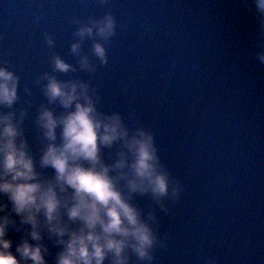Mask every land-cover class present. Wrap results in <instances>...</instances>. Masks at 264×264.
<instances>
[{
	"label": "water",
	"instance_id": "obj_1",
	"mask_svg": "<svg viewBox=\"0 0 264 264\" xmlns=\"http://www.w3.org/2000/svg\"><path fill=\"white\" fill-rule=\"evenodd\" d=\"M105 15L115 21L107 40L95 28L92 36L76 35ZM94 43L104 46L106 62ZM261 46L264 14L255 0H0V67L19 78L16 102L0 105V115L12 114L22 132L17 142H27L37 170L50 178L53 170L39 167L48 141L38 116L65 109L44 94L46 75L87 85L98 112L117 113L129 131L153 135L178 189L159 202L131 195L145 218L154 216L157 243L150 262L130 255L129 264H264ZM53 56L71 70L54 71ZM118 147L101 149L105 164ZM27 227H9L13 251ZM42 242L55 264L60 246L54 237Z\"/></svg>",
	"mask_w": 264,
	"mask_h": 264
},
{
	"label": "clouds",
	"instance_id": "obj_2",
	"mask_svg": "<svg viewBox=\"0 0 264 264\" xmlns=\"http://www.w3.org/2000/svg\"><path fill=\"white\" fill-rule=\"evenodd\" d=\"M264 14V0H255ZM111 15L80 27L81 39L96 34L107 40L113 34ZM51 45L52 40L46 37ZM73 43V53L79 50ZM92 51L106 62L105 48L94 43ZM264 63V46L257 53ZM54 71L68 72L71 65L59 56L52 57ZM86 66V65H85ZM18 77L0 67V105L10 107L17 100ZM44 94L57 101L65 112L56 116L43 109L39 127L48 141L39 156V167L50 168L45 178L37 170L27 142L12 114L0 115V264H48L47 236L60 246L55 264H129L130 255L138 261H151L157 243L154 216L145 218L132 202V194H150L159 202L178 195L166 168L161 164L153 135L142 128L129 131L117 113L98 112L83 83L58 81L47 76ZM23 116V113L21 114ZM57 128L59 142L57 143ZM118 145L116 159L105 164L102 148ZM123 181L122 190L120 181ZM15 214L19 224L11 217ZM28 226L26 238L13 248L9 227L21 231Z\"/></svg>",
	"mask_w": 264,
	"mask_h": 264
}]
</instances>
